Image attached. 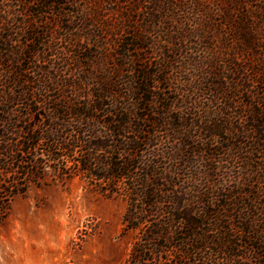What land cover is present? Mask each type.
<instances>
[{"label": "trees", "instance_id": "16d2710c", "mask_svg": "<svg viewBox=\"0 0 264 264\" xmlns=\"http://www.w3.org/2000/svg\"><path fill=\"white\" fill-rule=\"evenodd\" d=\"M105 2L55 37L0 0V215L53 166L124 196L121 264H264V0Z\"/></svg>", "mask_w": 264, "mask_h": 264}, {"label": "rangeland", "instance_id": "374dc122", "mask_svg": "<svg viewBox=\"0 0 264 264\" xmlns=\"http://www.w3.org/2000/svg\"><path fill=\"white\" fill-rule=\"evenodd\" d=\"M18 1L24 5L33 0ZM54 1L53 9L42 8L48 13L40 17L38 24L39 29L45 26L53 29L55 37L64 34L65 28L69 26L67 19H71V15L59 17L60 13L69 14L70 11L82 10L87 15L92 12L102 14V9H107L106 15L110 18L112 9L116 8L106 0L99 7L94 5L93 0H76L80 6L71 4V0ZM141 1L146 2L144 6L147 9L131 12L133 19L149 12L150 0ZM96 2L98 3L97 0ZM25 7H28L26 15L35 14L41 8L40 5L33 4ZM73 18L78 17L74 14ZM86 25L88 28L79 30L77 34L82 38L81 42L74 40L72 43L86 45L88 41L84 37H90L89 44L94 38L110 44L118 37L113 30L104 32L102 29L99 32L100 25L93 21L88 20ZM98 33H102L100 38L95 36ZM66 43L62 42L60 46L66 47ZM69 49L63 50L64 53L59 56L71 60L72 55L84 54L79 48L70 46ZM53 59L62 63L58 57ZM60 173L49 166L40 184L28 185L23 194L16 195L9 201L0 215V264L123 263L132 242V234L123 231L122 219L126 210L124 196L102 194L98 186L83 175L61 177ZM226 179L229 183L239 181L233 172H229ZM247 182L246 177L242 178L240 183L245 184L240 188L249 187ZM118 193H122L121 190Z\"/></svg>", "mask_w": 264, "mask_h": 264}]
</instances>
